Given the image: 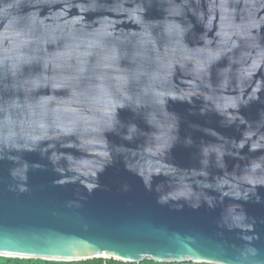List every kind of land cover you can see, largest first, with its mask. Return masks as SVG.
<instances>
[{
	"label": "water",
	"instance_id": "95a60500",
	"mask_svg": "<svg viewBox=\"0 0 264 264\" xmlns=\"http://www.w3.org/2000/svg\"><path fill=\"white\" fill-rule=\"evenodd\" d=\"M0 256L264 264V0H0Z\"/></svg>",
	"mask_w": 264,
	"mask_h": 264
},
{
	"label": "trees",
	"instance_id": "16d2710c",
	"mask_svg": "<svg viewBox=\"0 0 264 264\" xmlns=\"http://www.w3.org/2000/svg\"><path fill=\"white\" fill-rule=\"evenodd\" d=\"M0 264H211V263H197L192 261L185 262H157L153 260H143L141 262H123L114 259L94 258L79 261H54L38 258H19V257H5L0 256Z\"/></svg>",
	"mask_w": 264,
	"mask_h": 264
}]
</instances>
